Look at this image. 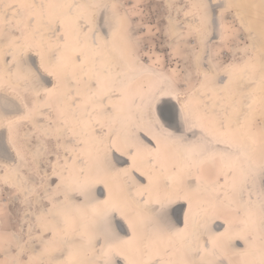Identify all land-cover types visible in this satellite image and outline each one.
<instances>
[{
	"label": "bare ground",
	"instance_id": "1",
	"mask_svg": "<svg viewBox=\"0 0 264 264\" xmlns=\"http://www.w3.org/2000/svg\"><path fill=\"white\" fill-rule=\"evenodd\" d=\"M209 1L211 2V0ZM48 2L49 0H22L17 4L6 5V8L0 7V14H6V18H8L7 15L10 18L12 17L16 23L20 24V26L23 24L33 37L34 42L37 40V44L32 42L31 44H26L25 46L17 48L16 54L12 57L9 64L7 58V50L9 48L5 47L3 44L4 36H0V109L5 107L9 109H18V111H15V116L20 117L10 131L2 122H0V133H2L0 147L4 146V151L0 152V177L3 178L5 183L7 182L11 186H16L23 192L27 193H33L34 186L27 180V177L21 171V169L24 168L26 159L23 150L16 140L17 128H19L21 122L27 120L31 121V112L35 110L26 100L27 92H31L38 100L42 92L53 89V85H56L54 90L47 92L46 100H43L42 103L41 100H38L39 105L41 103L43 109L48 113V118L54 120L57 113L54 112V104L52 102L57 96L65 97L66 104L64 105V110L66 114L64 115V119L68 121L71 136L70 138H66L68 130L65 131V125L61 122H59L58 131L61 132L64 142L66 141L68 143L69 141V144L74 145L71 151L72 159H70L74 163L76 169L79 170L77 166L79 160H81L90 170L93 166L96 167L99 158L103 160L109 137H119L123 139L124 137L139 134L138 129H143L146 133L156 131L154 128L148 126L149 113L147 108L142 106H140L139 109L137 108L138 113L135 114L138 116L135 120L136 124H132L131 121H129L128 118L125 119L126 117L124 118V116L123 118L125 121L122 122L123 125L120 124L121 122L119 121L121 120L122 114L119 115L112 109L107 108L105 99L99 98V91L96 83L98 80L96 79L97 76H95L97 72L103 71L107 75L105 80H100V84L103 86L104 91H106L105 95H109V93L114 95V91L120 85V79L124 77V70L126 69L131 70L133 77L132 80L139 81L138 84L135 83V86L138 85L139 88L145 87V83L150 81L151 83H154L156 87L161 77H167L178 84L171 75V71H164L162 68L156 66L145 65L139 57H136L133 61V59L126 56V50L118 51L119 63L113 59L112 55L110 56L106 53L107 51L105 48H102L106 51L105 54L101 55L102 53L98 50L101 48V43H105L106 37L105 33L101 32L97 27V24L99 23V12L94 9L93 6H89L92 9H89V7L83 8L82 5L86 4L84 0H65V2L60 3L80 5V7H74L71 10L70 20L79 23L82 33L90 32V35L93 34V36L96 34L98 40L101 38L100 40L102 41L99 43L97 40L94 47H92V52H85V55L89 58L88 60L84 61L82 56L85 68L90 70V75H87L88 77L82 85L84 88H76L73 85L74 81L69 71L67 76H61L59 79L56 76L49 75L43 70V68H41V57H43L44 68L52 70L55 67L57 60L53 53L54 49L47 46V42H53V39L55 38L44 30L46 28V23H44V21L42 23L43 26H41V29L44 31L40 33V36H36L37 29L35 30L34 27L31 28L32 26L28 20L24 19L23 9L17 7L20 4L40 5L42 3L49 4ZM199 2L202 5L205 16H211L208 0H200ZM28 9L33 10L31 8ZM45 11L46 9L44 12ZM239 15L242 25L249 28V23L246 20L245 15L243 13H240ZM201 23L202 21H200V24ZM203 25L205 31L209 32L210 25L208 23H204ZM201 30L197 33V43L199 46L197 60L201 58L205 46V34H203ZM21 38L17 37V40L19 41ZM249 41L251 52L254 55L248 60L249 63L242 62L240 66H237L236 63V65L234 64L226 67L222 72L218 71L217 68L213 66L211 67L210 73H212L214 77L212 76L213 78L207 81L206 84L198 87L190 99L189 97L185 98L183 94L179 102L175 99L167 98V100L172 102L178 110L179 123L166 124L168 130L174 133L172 138L157 133V135H160L161 153L158 158L154 175L158 178L161 189L166 187H181L183 189V194H186L187 196V200H177L171 205L169 214L172 220V230L165 233L163 237L153 236L152 251L159 253V257L164 261V264H208L207 257L212 253L218 257L222 264L223 262L226 264H234L235 257L259 259V255L264 254V198L261 199L258 195L254 196L253 188L251 186L252 184L250 185L251 189L249 190L250 186L246 183L250 178L249 175H253V173L260 174V168L264 166V48L253 35L249 36ZM82 42H84V40L80 37V43ZM20 49L23 51L20 52ZM122 49H124V47ZM132 62L134 67L132 66ZM211 62L213 63V61ZM172 73H174L173 69ZM225 73H228L229 77L227 78L226 84L221 86L218 77L221 74L225 75ZM33 74L39 76L38 81L34 79ZM76 74V80L78 81L80 78L77 77ZM134 87L131 89L134 90ZM75 90L77 91L76 94ZM143 90L144 89H142V91ZM178 90L181 92V88ZM133 92L134 91H132V93ZM148 92L149 91H147V93ZM70 93L74 94L69 102L68 94ZM83 96H85L86 100L85 106L91 113L88 117L91 119V124L89 126L86 125L88 126V130H91L94 139L89 142L88 148L86 147V150L88 149V152L86 151V153H88L92 159H88V156H83L79 152V142L81 139L80 128L82 127L81 124H83L80 116L83 108L82 104L79 102L83 101ZM144 96L146 97L147 95ZM224 96H227V100L225 101L223 99L224 102L220 104ZM119 97L117 96V98ZM194 99L202 102L204 101L210 105V108L206 109L204 113L197 115L198 110L196 112L191 103ZM21 101L27 104V108L21 104ZM188 101L191 103L192 118L190 122L186 124L180 118V104ZM253 104L256 105L253 110L256 111L257 118L260 121L258 126L254 123L255 119L251 118L250 121L247 120L248 122H246L247 113ZM218 105H220V113H224V116H220L217 113ZM29 110H31L30 114ZM123 113L125 112L123 111ZM129 113L131 112L129 111ZM132 118L133 117H131V119ZM24 134L25 133H23V135ZM55 134L57 135V133ZM9 137H11V143H9ZM178 137H182V139H177ZM30 152L31 154H37L34 150H30ZM108 155L117 168L127 167V164H121L115 159V155H117L127 161L128 157L126 155H121L120 153L114 155L109 153ZM94 159L97 160L96 163H93ZM37 161L36 163H38ZM55 164L57 170L62 169L61 163L57 162ZM62 178H64V176ZM253 180L255 179H252V181ZM261 181L262 187L264 188L263 177L261 178ZM120 182L121 181L116 179L110 181L114 187L118 186ZM245 188H248L251 197L254 196V201L245 200ZM101 190L102 186L97 185L95 195L99 196ZM122 195L129 201V206L126 211L134 222L137 220L138 214L145 217L144 222L137 225V234L138 237L142 238L146 243H149L150 233L153 232L154 234V225L147 219L150 213L148 208L144 205V201L149 200V194L145 193L141 196L137 194L135 188H133L131 193L125 190ZM154 196L155 192L153 191L152 197ZM223 196L226 199H221ZM70 200L73 203L71 195ZM52 204L50 208L47 209L49 212L53 211L52 206L55 204ZM178 204L186 205L183 221L181 220L183 222L182 226L176 224L171 215V210H173L174 206ZM70 205L72 204L70 203ZM221 206L226 207L225 209H227L228 212L231 211L230 213L234 217L243 215L244 217L241 219L240 223L242 225H236L234 220L230 221L227 216H223L219 211L221 210ZM246 207L249 209V216L246 214ZM185 214H187V226H185ZM34 215L35 214H33V216ZM46 216L47 215H45V217ZM47 218H49V216ZM52 218L54 222V228L52 229L54 232L56 231L52 238L48 237L47 239L39 232H34L32 237L36 238L40 243L42 242L50 249L63 248V255L57 251L56 254L60 260H65L68 258L65 252L67 246L66 232L60 226V219L58 220L54 216ZM73 219L77 221L76 217ZM121 223L126 225L124 221H121ZM243 224H246L247 226H243ZM1 225L2 223L0 219V231ZM29 228L31 229V226ZM177 229H183V231L177 233ZM247 229H250V231ZM123 231L121 233L122 235L124 234ZM237 237L238 240L245 246L249 247V249H245L243 246L242 248L238 247V242L236 243ZM16 247V249H22L21 244H18ZM251 248L253 250H250ZM29 250L34 254L38 252L36 246L30 247ZM126 251L132 258H140L136 254L134 246L129 247ZM257 263L259 264V260Z\"/></svg>",
	"mask_w": 264,
	"mask_h": 264
},
{
	"label": "rangeland",
	"instance_id": "2",
	"mask_svg": "<svg viewBox=\"0 0 264 264\" xmlns=\"http://www.w3.org/2000/svg\"><path fill=\"white\" fill-rule=\"evenodd\" d=\"M21 1L22 0H0V7L6 8V5L17 4ZM84 1L86 4L82 5L83 8L93 6L94 9L99 12V23L97 24V27L101 32L105 33V43L100 40L101 38L98 40L96 34L93 36V34L90 35V32L82 33L79 23L70 19H68L63 26L59 23H51L49 25L47 18H45L47 15H44L43 17L39 16L37 20L34 19L30 23L32 26H30L31 28L34 27L35 30L37 29V34L35 33L36 36H40V33L45 30L49 33V35L55 38L53 39V42H47V46L54 49L53 53L57 61L62 58L66 59L68 56L67 54L69 53L74 54L77 52L83 53L82 56L84 61L88 60L89 58L85 55V52H92V47H94L98 40L99 43L102 42L101 48L98 50L102 53L101 55L105 54L107 51L106 53L110 56L112 55L113 59L118 63L120 61L118 59V51L126 50V56L133 59V61L136 57H139L145 65H152L162 68L164 71H171L173 78L179 85H182V87H180L181 94H183L185 98L189 97L190 99L198 87L203 86L207 83V81L214 77L213 74L210 73L211 67L215 66L218 71L222 72L230 65H236L237 63V66H240L242 62L249 63L248 60L254 56L250 47V35L257 38L264 48V0H211V2L208 0L211 16L206 15L207 18L203 12L202 5L199 2L200 0H193L195 2L192 0ZM62 2H65V0H49L48 3L60 5ZM89 9L92 8L89 7ZM36 11L37 13L40 12L38 9H23L24 19L28 20L29 15L34 12L36 13ZM47 11L48 10L46 9V14ZM56 11L59 13L61 10L57 9ZM63 11H66V9ZM240 13L245 15V18L249 23V28L242 25L239 15ZM7 17L8 18H6V14H0V36H4L3 44L5 47L9 48L7 50V58L10 64L12 57L16 54V49L21 46H25L26 44H31L34 40L28 29L25 28L23 24L20 26V24L16 23L12 17L10 18L8 15ZM43 21L46 23V28L44 30L41 29ZM200 21H202L201 24ZM204 23H208L210 25L209 32L205 31L203 25ZM199 30L205 34V46L203 48L201 58L197 60V54L199 51L197 33ZM17 37L23 38L18 41ZM68 37L71 38L69 39ZM80 37L84 40V42L80 43ZM34 44H37V40ZM123 47L124 49H122ZM102 48H105L106 51ZM19 51L21 52L23 50L20 49ZM82 56L81 60L83 61ZM211 61H213V63ZM75 64L76 65L70 67L71 69L69 68L68 71L71 73L74 81L73 85L76 88L81 87V89H83L84 87H82V85L85 83V79L90 75V70L85 68L84 63L81 64L77 61ZM133 65L134 64L132 62V66ZM172 69L174 70V73H172ZM124 71V77L120 79V85L115 89L114 95H111V93H109V95H105L106 91H104L103 86L100 84V80H105L107 75L103 71L97 72L95 76H97L96 79L99 81L97 88L100 94L98 93V95L100 99H105L107 108L112 109L119 115L122 114L121 120L119 121L121 122L120 124L123 125L122 122H124L127 118L132 124H136L135 120L138 116L135 114L138 113V109L141 106L140 98L141 96L147 95V91L153 89L155 84L150 81L145 83V87L139 88L138 85L135 86V83L138 84L139 81L132 80L133 77L131 70L126 69ZM75 74L80 78L78 81L76 80ZM228 77V73H225V75H219L218 81L221 86L226 84ZM133 87L134 90L131 89ZM142 89L144 90L142 91ZM131 90L134 91V94ZM76 92L77 91L75 90V94ZM70 94H68L69 102L73 98L74 93ZM117 96L122 99L120 100ZM46 98L47 92L45 91L40 94V98L38 100H41L42 103V101L46 100ZM82 98L83 101L79 102L82 104L83 108L80 113L83 124H81L82 127L80 128L81 139L79 142V152L83 156H88V159H92V157L86 153L88 150H86V147L88 148L89 142L94 139L91 134V130H88V126L91 124V119L88 117L91 113L85 106V96ZM223 99L226 101L227 96L222 98V102H220V104L224 102ZM26 100L35 110L31 112L32 120L21 122L19 128H17L16 140L23 150L26 159L24 168L21 169V171L27 177V180L33 184L34 192H23L20 188L11 186L7 182L5 183L3 178L0 177V219L2 223L0 231V264H13L14 260L27 262L29 259L33 261V264H40L41 261L44 262V264H49V262H51V264H55L56 261H60L56 251L48 248L42 242L40 243L36 238L32 237L33 233L39 232L47 239L48 237L52 238L54 236L53 233L55 234L56 232L52 229L54 228L53 216L58 220L60 219V226L65 232V217H76L77 230L79 229L78 231L85 232L86 230L84 228V224L87 222L84 205L85 196L77 191H74V189L82 185L86 179L95 177L98 174V170L94 166L89 170V168L84 165L81 160L78 162L77 167L79 170H77L71 160V151L74 145L69 144V141L68 143L66 141L64 142L61 132L58 131L59 122H61L65 125V131L68 130L66 138H70L71 136L68 121L64 119V115L66 114L64 110V105L66 104L65 97L57 96L52 102L54 104V112L57 113L54 120H50L48 118L47 111L43 109L41 103L39 105L37 98L31 92H27ZM167 103L174 113V119L171 123L178 124L179 118L176 106L169 100H167ZM191 103L195 111L197 112L198 110L197 115L204 113L206 109L210 108V105L204 101L202 102L194 99ZM6 104L11 105L9 103ZM255 107L256 105L253 104L251 109L248 111L246 122L250 121L252 118L255 119L254 123L258 126L260 121L257 118L258 116L256 115V111L253 110ZM217 108V113L220 116H224V113H220V105H218ZM123 111L125 113H123ZM129 111L131 113H129ZM123 116L126 118L124 119ZM130 116L133 118L131 119ZM23 133L25 134L23 135ZM55 133H57V135ZM1 138L2 133H0V139ZM30 150H34L37 154H31ZM2 151H4V146L0 147V152ZM98 160H101V158ZM36 161L38 163H36ZM57 162L62 164V169L57 170L55 164ZM96 162L97 160L94 159L93 163ZM259 173L260 174L253 173V175H249L250 178L246 183L248 186L252 184L251 186L253 188L252 190L254 196L258 195L261 199H263L264 188L262 187L261 178H264V166L260 168ZM62 175L64 178H62ZM252 179L255 180L252 181ZM251 186L249 187V190L251 189ZM244 190L245 200L254 201L255 198L253 199L254 196L251 197L248 188H245ZM70 195L73 199V203L70 200ZM51 202H54L53 204L55 205ZM50 203L53 205V211L49 212L47 209L50 208ZM70 203L72 205H70ZM247 207L245 211L249 216V207ZM230 212L231 211L228 212V218L230 221L234 220L236 225H239L244 216L238 215L240 217H234ZM33 214L35 215L33 216ZM44 214L47 216L45 217ZM48 216L49 218H47ZM245 225L246 224H243V226ZM30 226L31 229L29 228ZM248 231H250V229ZM65 236L67 241V246L65 248L67 257H69L68 254L70 249H79V254L75 257L77 260H92L98 255V253H93L92 248L88 246L89 243L86 234L83 236H75L66 232ZM237 242L238 247L242 248L243 246V248L249 249V247L245 245L239 246L240 241L238 240V237L236 239V243ZM18 244L22 245V249H16ZM35 246L38 252L34 254L30 252L29 249L30 247ZM250 250L253 249L251 248ZM261 256L262 255H259V259H244L235 257L234 264H258L257 261H260ZM207 262L208 264H222L218 257L213 253L207 257ZM223 264L226 263L223 262Z\"/></svg>",
	"mask_w": 264,
	"mask_h": 264
},
{
	"label": "snow or ice",
	"instance_id": "3",
	"mask_svg": "<svg viewBox=\"0 0 264 264\" xmlns=\"http://www.w3.org/2000/svg\"><path fill=\"white\" fill-rule=\"evenodd\" d=\"M17 7L20 9L38 8L40 10L39 13L34 12L29 15V23L37 19L38 16L43 17L45 15L44 10L47 9L48 23H59L63 26L71 18V10L74 7H80V5L42 3L40 5L20 4ZM57 9L61 11L58 13ZM65 9L67 11H63ZM82 55V52L69 54L66 59L58 60L52 70L44 68L43 57H41V68L49 75L56 76L59 79L61 76H67L68 69L74 66L77 61L81 64L84 63L81 60ZM33 75L34 79L38 81L39 76ZM96 83L99 84V81H96ZM55 87L56 85H53V89L46 90V92L54 90ZM180 87L182 85L169 78L161 77L158 85L151 89L146 97L141 96V106L146 107L149 113L148 126L156 131L146 133L143 129H138L139 134L124 137L123 139L109 137L104 158L103 160H98L96 165L98 174L91 179H86L82 185L74 189V191L85 196L87 222L84 224V228L86 231H78L76 220L65 217L66 232L75 236L86 234L93 253H98L96 258L92 260H77L75 257L79 254V249H70L69 257L65 260L56 261L55 264H164V261L159 257V253L152 251L150 243H146L142 238L138 237L137 225L142 224L145 217L138 214L135 222L129 217L126 211L129 201L122 193L125 190L131 193L133 188L141 196L148 193L149 200L144 201V205L150 213L147 219L154 225V235L163 237L165 233L172 230V220L169 214L171 205L177 200H187V196L183 194L181 187L161 189L154 171L161 153V140L160 135H157V133L169 138L174 136V133L170 132L168 127H166V124H170L174 119V113L168 106L167 98L175 99L179 102L182 97L181 92L178 90ZM21 104L27 108L26 103L21 101ZM15 111H18V109H9L7 107L0 109V122L9 131L20 119V117L15 116ZM30 112L31 110H29V114ZM180 118L186 124L190 122L192 118L190 101L180 104ZM177 139H182V137ZM9 143H11V137H9ZM109 153L126 155L128 160L124 163L127 164V167L117 168L109 157ZM113 179L121 181L120 184L114 187L110 183ZM97 185L102 186L99 196L95 195ZM153 191L155 192L154 197H152ZM121 221L126 223L128 230L123 235L121 234L123 231ZM185 226H187V214H185ZM182 231L183 229L176 230L177 233ZM53 235L55 234L53 233ZM131 246L135 247V252L140 257L139 259H134L127 253L126 249ZM54 250L63 255V248ZM13 264H33V261L31 259L27 262L14 260ZM40 264H44V262L41 261ZM259 264H264V254H262Z\"/></svg>",
	"mask_w": 264,
	"mask_h": 264
},
{
	"label": "flooded vegetation",
	"instance_id": "4",
	"mask_svg": "<svg viewBox=\"0 0 264 264\" xmlns=\"http://www.w3.org/2000/svg\"><path fill=\"white\" fill-rule=\"evenodd\" d=\"M115 159H117V161L119 162V163H121V164H123L126 160H124V158H121V157H119V156H117V155H115ZM146 182V181H145ZM221 199H226L224 196L223 197H221ZM178 205H180V206H178ZM178 205H176V206H174V208H173V210H171V215H172V217H173V219L175 220V223L176 224H178L179 226H182L183 225V215H184V211H185V209H186V205H182V204H178ZM182 205V206H181ZM176 208V209H175ZM226 207H224V206H221L220 207V209L221 210H219L220 211V213L223 215V216H227L228 217V210L227 209H225ZM175 210V211H174ZM182 210V211H181ZM182 212V213H181ZM131 213V212H130ZM132 214L135 216V214L132 212ZM178 214V215H177ZM181 214V215H180ZM227 214V215H226ZM176 216V217H175ZM179 219H180V221H179ZM182 220V221H181ZM182 222V223H181ZM121 225L123 226V233H126V232H128V230H127V225H125V224H123V223H121ZM217 226V225H216ZM218 226H220V225H218ZM222 227V226H221ZM221 227H218V228H221ZM224 227V226H223ZM153 236H154V234H153V232H151V234H150V239H149V243H150V245H151V249H152V247H153V245H152V239H153ZM242 245H244L242 242H240V245L239 246H242Z\"/></svg>",
	"mask_w": 264,
	"mask_h": 264
},
{
	"label": "water",
	"instance_id": "5",
	"mask_svg": "<svg viewBox=\"0 0 264 264\" xmlns=\"http://www.w3.org/2000/svg\"><path fill=\"white\" fill-rule=\"evenodd\" d=\"M176 110H177V108H176ZM177 113H178V110H177ZM178 118H179V114H178Z\"/></svg>",
	"mask_w": 264,
	"mask_h": 264
}]
</instances>
